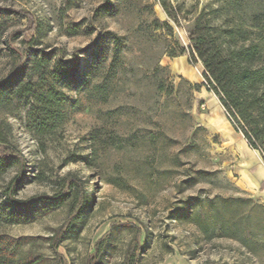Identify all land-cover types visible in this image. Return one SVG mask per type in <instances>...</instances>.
I'll list each match as a JSON object with an SVG mask.
<instances>
[{
	"label": "rangeland",
	"instance_id": "obj_1",
	"mask_svg": "<svg viewBox=\"0 0 264 264\" xmlns=\"http://www.w3.org/2000/svg\"><path fill=\"white\" fill-rule=\"evenodd\" d=\"M164 2L0 0V192L59 200L0 221V264H264V161L180 52L264 0Z\"/></svg>",
	"mask_w": 264,
	"mask_h": 264
},
{
	"label": "trees",
	"instance_id": "obj_2",
	"mask_svg": "<svg viewBox=\"0 0 264 264\" xmlns=\"http://www.w3.org/2000/svg\"><path fill=\"white\" fill-rule=\"evenodd\" d=\"M159 4L176 22L164 0H159ZM241 19L234 7L226 11L219 25L211 24L206 14L201 12L189 32L190 45L181 48L180 52H187L191 63L202 64V85L218 98L234 129L243 135L249 148L259 152L264 161V18L253 15L249 25ZM163 27L172 32L167 23H163ZM40 67L39 61L35 63L37 70ZM53 75L59 79L68 77L70 72L56 66ZM199 87L200 84H191L190 90L196 91ZM4 89V86L0 87V101ZM32 89L26 83L18 91L28 94ZM18 163L15 155H0V180ZM15 189L16 186L9 184L0 192V221L7 224L23 221L38 205L55 206L59 201L48 197L17 199L13 197ZM4 259L0 249V262Z\"/></svg>",
	"mask_w": 264,
	"mask_h": 264
},
{
	"label": "bare ground",
	"instance_id": "obj_3",
	"mask_svg": "<svg viewBox=\"0 0 264 264\" xmlns=\"http://www.w3.org/2000/svg\"><path fill=\"white\" fill-rule=\"evenodd\" d=\"M228 138H229V140L234 141V144L236 143V142H235V139H233V137H231V134H230V135L228 134ZM255 178H256V177H255Z\"/></svg>",
	"mask_w": 264,
	"mask_h": 264
}]
</instances>
